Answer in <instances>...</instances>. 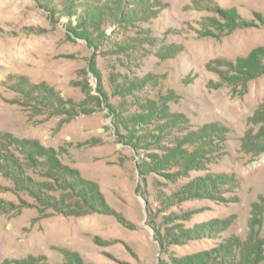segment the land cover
Instances as JSON below:
<instances>
[{"label":"rangeland","instance_id":"374dc122","mask_svg":"<svg viewBox=\"0 0 264 264\" xmlns=\"http://www.w3.org/2000/svg\"><path fill=\"white\" fill-rule=\"evenodd\" d=\"M263 103L264 0H0V264H264Z\"/></svg>","mask_w":264,"mask_h":264},{"label":"trees","instance_id":"16d2710c","mask_svg":"<svg viewBox=\"0 0 264 264\" xmlns=\"http://www.w3.org/2000/svg\"><path fill=\"white\" fill-rule=\"evenodd\" d=\"M255 117H258V118L261 117L264 119V103L258 109ZM249 139H251L253 141L252 150H254V152L258 153V152L263 151L264 150V124L260 127V130H259L258 134H256V135H254L251 131H249L247 133L246 137L244 138L243 142L247 143ZM245 145L246 144H244V146ZM253 223L255 224V222H253ZM243 259L246 260L245 261L246 264H251L248 257L243 256Z\"/></svg>","mask_w":264,"mask_h":264}]
</instances>
